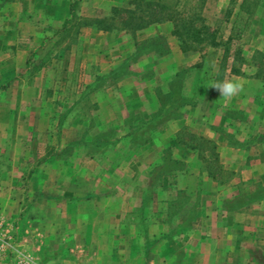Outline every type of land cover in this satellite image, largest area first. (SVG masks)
Wrapping results in <instances>:
<instances>
[{"label":"rangeland","instance_id":"374dc122","mask_svg":"<svg viewBox=\"0 0 264 264\" xmlns=\"http://www.w3.org/2000/svg\"><path fill=\"white\" fill-rule=\"evenodd\" d=\"M72 1L76 15L88 18L109 15L111 6L126 5L128 2V0H14L0 7V174L3 176L9 173L21 174L25 177L30 176L34 169H38L40 177L47 176L49 182H42L41 185L39 182L25 181L12 184L25 188L24 194L32 189L37 192L41 188L46 196L40 197L43 202L39 203L40 207H43L44 201L48 199V192H54V183L51 182L54 176L61 178L66 174L73 175L78 180L72 183L73 186L79 182V177H89V189L97 191L101 188L102 182L105 183L104 178L120 175L127 179H123V184H119L120 188L118 186L115 189L128 190L129 186L136 189L139 198L148 190L151 191L148 207L153 209L159 207L160 202L165 209L167 202L177 197L178 191L183 192L179 196L178 204L184 203L183 207L189 206V220L194 217V210L200 205V199L198 197L192 199L190 192L198 193L203 190L224 195L221 199L215 198L216 201L212 203L218 204L222 209L237 208L241 202L249 201L256 189L264 194V190L259 189L260 186L264 188V163L254 158L257 151L253 141L239 144L252 146L250 162L254 171H250L251 173L225 168L229 172H216L219 179L226 180L224 183L218 184L215 181L217 185H212L205 181L202 185V182L197 180L205 173L203 162L197 157L198 151L189 149V156L188 154L185 156L188 161L182 160L181 164L166 161L172 166L171 171L174 169V176L165 177L160 181L152 179L149 183L150 175H153L152 168L160 164L161 159H170L166 149H171L172 154V146L168 145L167 139L152 136L164 126L167 128L168 121L151 135L150 141L153 140V143L149 145L147 142L138 147L129 144L122 136L127 132L124 121L130 114H142L150 109L151 96L148 94L150 89L146 87L145 82L152 79L154 72L150 68L138 69L134 63L132 68L135 74L125 76L105 88L84 94L85 85L92 81L96 74L109 71L112 62L120 59L126 52L125 43L131 38L122 31L103 32L92 27H82L78 33H75V28L68 33L59 32L63 20L69 16ZM166 1L176 2V6L187 16L200 13L204 23L215 33L218 42L217 45H208L203 50H190L191 54L195 55L188 59L192 64L178 69L184 70V90L187 87L188 92L191 86L194 88L193 97L185 93L193 103L199 100L195 95L199 97L206 88L211 89L212 82L224 80L237 82V76L240 75L250 80L261 77L264 79V67L262 69L259 67V64L264 62V0H204L203 3L200 0ZM241 2L243 6H240ZM196 23L201 24L200 20ZM143 35L144 33L139 32L138 38ZM166 39L169 46L174 42L172 37L168 40L166 36ZM226 46L228 52L223 61ZM173 62L179 63L180 59L176 58ZM143 64L149 65L148 62ZM232 67L237 68L240 73L231 72ZM258 72L262 75L254 77ZM210 80L211 83L208 82ZM131 85L133 86L131 91L127 92ZM245 89L253 93L264 90V84L260 86L255 81H250ZM100 99H107L109 104L106 105V102L100 104ZM256 99L257 102L260 101L259 104H264V94L257 96ZM109 109L118 112L119 117L106 121L108 117L105 112ZM226 111L240 120L243 119L241 110ZM262 121L256 130L264 138V118ZM112 127L116 132L113 136L116 143L107 154L94 153L90 156L80 146H75L68 153L59 154L68 143L83 137L89 138L100 130H109ZM183 130L185 132L182 135L186 141L197 145L199 150H204L205 156L212 157L207 151L210 143L190 136L187 133L191 132L189 127H184ZM22 146L25 148L23 151ZM53 161L59 163L60 167L54 166ZM191 164H194V167ZM221 164L224 167L225 164L222 162ZM190 174H195L196 178L176 179ZM57 183V191L63 190L65 185L63 179ZM2 191L6 193L8 189L0 190V198L4 197ZM38 196L37 194L36 197ZM256 196L244 206L250 210L245 214L249 233L244 235V238L248 239L249 260L252 261L248 264H264V255L256 246L257 243L251 234L255 222L260 220L264 224V214L261 213L264 212V196ZM20 198L23 201V195ZM136 201L139 203L138 199ZM3 202L0 199V203ZM177 205L172 208L176 209ZM23 207L24 205L21 208ZM13 208V214L16 216L20 210L16 211V206ZM136 216L138 220H142L139 214ZM167 217L170 223L175 222V214ZM163 218H166L165 211ZM5 224L13 236L15 246L20 249L16 235L8 222ZM49 251L44 250L46 264H58L52 260Z\"/></svg>","mask_w":264,"mask_h":264},{"label":"crops","instance_id":"0c3cea01","mask_svg":"<svg viewBox=\"0 0 264 264\" xmlns=\"http://www.w3.org/2000/svg\"><path fill=\"white\" fill-rule=\"evenodd\" d=\"M139 32L144 33L141 38H138ZM158 33H164L168 36V40L172 37L174 42L169 46L170 52L166 56L157 57L148 54L136 63V68H150L154 74L151 80L145 82L146 87L150 89L148 91L151 96L150 109L146 113H135V119L149 117L157 107L154 87L162 85L164 77L172 74L173 70L177 71L191 65L188 59L195 57L191 54L192 51L180 49L176 38L171 34L170 22L154 23L138 31L136 37L140 40ZM128 37L131 39L125 43L126 52L117 59L118 61L112 62L109 70L133 51L134 40L130 35ZM176 58L180 59L179 63L173 62ZM144 62H148L149 65L143 64ZM237 77V82L243 85V90L238 95L225 100L219 98L218 91L206 88L199 94L200 98L195 95L198 101L182 108L185 113L182 117L169 120L167 128L164 126L152 136L167 139L168 145L172 146L173 157L188 161L185 156L187 154L189 156V149L177 142L176 134L180 129L189 127L191 132L216 143L220 162L225 164L224 168L234 171L240 169L243 173L254 171L250 162L252 146L239 144L253 141L257 151L254 158L264 163V138L256 130L264 118V104H259L260 101L257 102L256 97L263 96L264 90L249 93L245 88L250 81H255L261 86L264 84V79L261 77L250 80L241 75ZM199 84L203 85L202 82ZM212 84L213 82L211 86ZM132 87V85L128 87L127 92H130ZM199 87L201 90V86ZM186 89L184 91L187 95H194L192 86L188 92ZM99 101L100 104L104 102L106 105L109 104L107 99ZM226 109L241 110L243 119L240 120L233 114L227 113ZM114 111L109 109L105 112L108 117L106 121L119 117L118 112ZM151 143L153 140L148 141V145ZM23 149L24 146L21 147L22 151ZM53 164L60 167L57 162L53 161ZM191 165L194 167V164ZM38 172V169H34L30 176L25 177L21 174L9 173L5 176L0 174V190L8 189L6 193L1 192L4 197L0 199L5 204L0 203V217L8 222L10 229L16 235L17 245L30 257V264H46L44 250H50L52 260L58 264H248L252 262L249 260L248 239L244 238V235L249 233L245 214L250 210L244 207L245 205L222 209L218 204H212L216 199L223 198L224 195L220 196L218 192L203 190L198 193L190 192L192 199L196 197L200 199V205L194 210V217L187 221L189 206H185L176 215L175 222L168 223L163 218L164 208L161 202L155 209L146 206L140 210L143 195L139 198L136 189L128 186V190H116L115 187L120 188L119 184H123V179H127L120 175L104 178L105 183L103 181V186L101 185L97 191L89 189V177H79V182L73 186L72 183L78 181L73 175L66 174L61 178L54 176L51 180L54 183V192H48V199L44 201V206L40 207L39 203H43L40 197L46 196L41 188L37 192L32 189L24 194L25 188L12 185L24 181L39 182L40 185L42 182H49L47 176L40 177ZM194 175L179 176L176 179L190 180L196 178ZM60 179H63L65 185L63 190L57 191L56 184ZM197 181L202 182V185L205 181L217 185L206 173H203ZM3 184L11 186L7 187ZM22 195L23 201L20 198ZM209 201L211 206L208 204ZM13 206L17 207L16 211L20 210L16 216L13 214ZM261 213L264 214L263 211ZM138 214L142 220L137 219ZM253 229L251 234L257 243L256 246L264 255L263 222L260 220L255 222Z\"/></svg>","mask_w":264,"mask_h":264},{"label":"trees","instance_id":"16d2710c","mask_svg":"<svg viewBox=\"0 0 264 264\" xmlns=\"http://www.w3.org/2000/svg\"><path fill=\"white\" fill-rule=\"evenodd\" d=\"M14 0H0V7L7 2H13ZM201 3L204 0H200ZM240 6H243L241 2ZM200 20L201 24H197L196 21ZM170 22L171 23V34L178 41L179 47L182 51L190 50H203L204 47L210 45H217L216 36L210 27L204 23V18L200 13H192V15L187 16L184 11L180 10L175 3H171L166 0H128L126 5H114L110 7V14L104 16L95 17H79L76 15L74 10L73 1L70 2L69 6V16L66 17L59 29V32H70L72 28H75V33L82 27H92L94 29L111 32V31H122L130 35L134 40L133 51L123 58L118 64L113 66L106 73H98L94 76L92 81L85 85V93H90L96 91L100 88H105V86L116 83L117 80L135 74L132 65L137 63L139 58L143 55H156L157 57L166 56L170 51L169 45L167 43L166 36L164 34H156L144 39H137V32L149 27L154 23ZM228 46L224 48V53L222 60L225 61ZM29 62V61H28ZM260 69L264 67V62L259 64ZM258 67V64H257ZM260 71V70H259ZM231 72L239 74L240 71L232 67ZM184 70H178L174 73L165 76L162 85H157L154 87L157 107L151 112L148 118L140 117L135 119L134 115L130 114L124 123L127 126V132L123 134L122 139H126L129 144L135 146H142L150 141L151 135L158 129L160 125L169 120L177 119L184 115L182 108L186 105H193V101L184 92ZM262 74L260 72L256 73L254 77H260ZM176 134V140L178 143L185 145L188 149L192 151H198L197 157L201 162H203V170L205 173L218 184L224 183L226 180L219 179L216 172H229L226 170L219 158V153L217 150L216 143L202 135L195 134L193 132H187L190 136L199 139V141H204L210 143L211 146L207 150L211 154V158L205 156L204 150H199L198 146L191 144L183 138L182 133L185 132L183 128L179 130ZM116 134L114 128L109 130H100L95 134L91 135L89 138L83 137L79 140L70 142L65 148L59 151V154H64L70 152L75 146H80L85 149V152L90 156L94 153H101L102 155L107 154L116 142L113 136ZM113 139V140H112ZM168 157L170 159H161L160 164H156L152 168V174L150 175V181L152 179H159V181L165 177L174 176L172 166L167 164L166 161H171L172 163H183L182 160L172 157L171 149H166ZM171 171V172H169ZM264 187V186H263ZM261 189L264 190L260 186ZM183 192L178 191L177 197L172 201H168L165 206V221L170 223L168 215L175 216L182 210L183 204H178L179 196ZM151 191H147L144 194L140 210L148 206ZM152 195V194H151ZM257 195V196H256ZM256 197H262L258 189L253 192L252 198L247 202H239L237 207H241L250 203ZM177 205L176 209L172 207ZM189 221V219H187Z\"/></svg>","mask_w":264,"mask_h":264},{"label":"built area","instance_id":"2783aa9c","mask_svg":"<svg viewBox=\"0 0 264 264\" xmlns=\"http://www.w3.org/2000/svg\"><path fill=\"white\" fill-rule=\"evenodd\" d=\"M5 223L0 217V264H30V257L15 246Z\"/></svg>","mask_w":264,"mask_h":264},{"label":"clouds","instance_id":"9594fccd","mask_svg":"<svg viewBox=\"0 0 264 264\" xmlns=\"http://www.w3.org/2000/svg\"><path fill=\"white\" fill-rule=\"evenodd\" d=\"M211 89L218 91L219 98L225 100L235 97L243 90V85L232 80H225L224 82H214Z\"/></svg>","mask_w":264,"mask_h":264}]
</instances>
